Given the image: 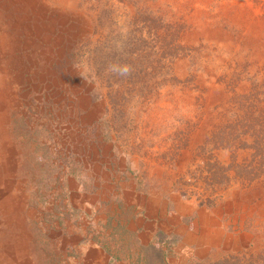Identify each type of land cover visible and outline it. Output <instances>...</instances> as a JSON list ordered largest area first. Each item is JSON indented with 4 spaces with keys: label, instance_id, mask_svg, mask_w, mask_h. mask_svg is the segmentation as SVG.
Segmentation results:
<instances>
[{
    "label": "rangeland",
    "instance_id": "1",
    "mask_svg": "<svg viewBox=\"0 0 264 264\" xmlns=\"http://www.w3.org/2000/svg\"><path fill=\"white\" fill-rule=\"evenodd\" d=\"M66 1L9 10L56 56L7 109L0 264H264V0Z\"/></svg>",
    "mask_w": 264,
    "mask_h": 264
},
{
    "label": "bare ground",
    "instance_id": "2",
    "mask_svg": "<svg viewBox=\"0 0 264 264\" xmlns=\"http://www.w3.org/2000/svg\"><path fill=\"white\" fill-rule=\"evenodd\" d=\"M64 1L65 6L68 8L70 3L66 0ZM0 2H3L0 6V97L9 98L11 102L13 101L9 104H7L6 101L0 102V112L2 113L0 119V139L3 137L0 141V177L4 174L2 178H0V188L4 185L7 190L6 193H9L10 189L15 186L13 178L16 177L19 167V151L11 138L12 136L9 128L11 115L10 111L7 109L14 108L17 105V98L15 97L16 85H23L27 82L32 88H35L37 83L40 84V82H43L48 75H51L52 64L56 52H54L55 49L53 50V46H48L42 50L31 47L32 44H35V42H37L46 31H48L47 28H49V26H47V24H38L37 20L34 27L31 28L32 18L29 15L24 17L16 16V13L20 12L19 9L16 11H9L12 9V6L25 2L32 10L36 11L35 13L39 14L42 19L45 17H51L53 19V16L50 15V9L44 4L43 0H0ZM61 4H64V2L62 1ZM58 21L63 25H66L68 22L63 19V15H61V18L57 17V19L54 20V22ZM72 29H74L73 26L69 28L70 31ZM22 30H25L28 34V41H21L18 38V35ZM70 31L68 34L70 33V35H74V33ZM63 39L64 36L61 35L54 40H52L51 37H48L45 41L47 44L52 42L54 43V46L60 47L63 44ZM62 51L63 50L60 49L57 53L61 54ZM8 195L9 194H6L4 197H0V210L12 207V201H9V197H7ZM18 197L17 205H14V208H12L13 211H19L20 209L25 208V196L21 195V197ZM5 214H7V212H5ZM8 217L4 218L6 222L11 219L10 216ZM21 225L23 226V221ZM26 233L25 236L28 234ZM6 252L8 255L9 250H6ZM23 264H31L27 256Z\"/></svg>",
    "mask_w": 264,
    "mask_h": 264
},
{
    "label": "crops",
    "instance_id": "3",
    "mask_svg": "<svg viewBox=\"0 0 264 264\" xmlns=\"http://www.w3.org/2000/svg\"><path fill=\"white\" fill-rule=\"evenodd\" d=\"M132 222H131V225H128L126 228L127 229H131V233L132 234H134V236H136V231L137 232H140V231H138L139 229H141L142 227L140 226V225H138L137 223L139 222V220H134L133 218H132V220H131ZM136 223V224H135ZM135 224V225H134ZM133 230V231H132ZM146 232V233H145ZM150 233H152V232H150V230H146V231H143V232H141V234H139V237H141V236H143L144 234L145 235H151ZM133 236V237H134ZM127 243V242H126ZM128 244V243H127ZM147 244H149L150 245V242H148ZM95 248L96 249H98V246H97V244L95 245ZM107 250V249H106ZM95 253V252H94ZM94 253H92V254H94ZM109 258H112L111 256L109 257ZM96 263H97V261H95Z\"/></svg>",
    "mask_w": 264,
    "mask_h": 264
}]
</instances>
